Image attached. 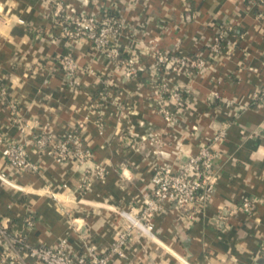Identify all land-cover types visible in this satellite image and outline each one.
<instances>
[{"label": "crops", "instance_id": "1", "mask_svg": "<svg viewBox=\"0 0 264 264\" xmlns=\"http://www.w3.org/2000/svg\"><path fill=\"white\" fill-rule=\"evenodd\" d=\"M60 2L121 21V35L110 40L120 60L86 39L60 38ZM159 52L200 58L205 67L173 73L157 63ZM68 54L79 68L73 77L61 66ZM129 59L136 72L128 77ZM162 85L186 96L173 125L159 112ZM262 87L264 0H0V136L25 142L28 160L40 166L35 173L12 169L0 144V173L16 186L0 181V221L33 245L65 240L74 255L88 245L102 253L125 231L121 213L152 192L154 170L177 171L226 127L225 139L213 143L220 172L205 207L164 205L155 237L133 233L111 264H264ZM79 127L105 182L34 149L37 135L64 137ZM244 198L256 203L252 215L236 212Z\"/></svg>", "mask_w": 264, "mask_h": 264}, {"label": "built area", "instance_id": "2", "mask_svg": "<svg viewBox=\"0 0 264 264\" xmlns=\"http://www.w3.org/2000/svg\"><path fill=\"white\" fill-rule=\"evenodd\" d=\"M54 14L55 27L59 31L60 38L69 42L86 39L97 51H103L115 61L120 60V52L117 47L110 45V40L121 35L124 28L121 21L113 17H104L99 20L85 13L78 14L65 9L61 2L57 4ZM223 39L222 33L216 37L212 47L214 53L219 52ZM155 58L159 65L173 73L189 68L201 70L205 67L204 60L191 56L159 52ZM123 64L127 67L126 76L135 74L133 59L124 61ZM61 66L70 77L76 75L79 70L71 54L61 59ZM160 96L161 116L168 124H176L179 113L187 104L185 93L180 88L162 85ZM258 100H264V87L259 91ZM9 107L17 115V105L10 101ZM79 129L80 133H76L78 131L75 129L65 138L51 134L37 135L32 139L34 149L39 155H48L58 163L72 162L79 167L85 166L88 175L96 177L100 182H105L106 171L101 165L94 164L92 151L83 143L85 141L81 135L82 127ZM226 133V127L220 129L213 138V143L224 140ZM213 143L201 145L197 155L189 157L177 171L168 166L154 170L152 192L146 195L143 205H134L130 210L121 213V217L126 222L125 231L119 234L118 240L108 250L98 253L93 245H88L87 253L78 256L71 252L65 240L55 247L33 245L26 235L10 232L7 224L0 221V264H26V260L35 264H111L116 255L123 256V249L133 233L150 238L155 237L154 219L163 211L164 205L170 204L179 209H195L196 211L205 207L214 193L220 172L219 155L214 150ZM0 144H5L2 156L12 169L20 172H38L39 164L28 160L25 142L4 143L3 137L0 136ZM0 181L16 187L5 174L0 173ZM89 186L87 185L88 188ZM255 209V201L244 198L236 212L252 215ZM26 224L29 228L34 227L32 216L27 217Z\"/></svg>", "mask_w": 264, "mask_h": 264}, {"label": "trees", "instance_id": "3", "mask_svg": "<svg viewBox=\"0 0 264 264\" xmlns=\"http://www.w3.org/2000/svg\"><path fill=\"white\" fill-rule=\"evenodd\" d=\"M77 131L78 132H76V133H80V129L79 128H77ZM68 135V134H67ZM66 136V135H65ZM65 136L64 137H61V138H65ZM84 143V145H86V142H83Z\"/></svg>", "mask_w": 264, "mask_h": 264}]
</instances>
